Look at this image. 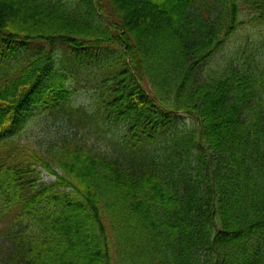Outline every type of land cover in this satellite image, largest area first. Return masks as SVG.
<instances>
[{
  "label": "trees",
  "instance_id": "obj_1",
  "mask_svg": "<svg viewBox=\"0 0 264 264\" xmlns=\"http://www.w3.org/2000/svg\"><path fill=\"white\" fill-rule=\"evenodd\" d=\"M131 2L0 0V264H264V0Z\"/></svg>",
  "mask_w": 264,
  "mask_h": 264
},
{
  "label": "rangeland",
  "instance_id": "obj_2",
  "mask_svg": "<svg viewBox=\"0 0 264 264\" xmlns=\"http://www.w3.org/2000/svg\"><path fill=\"white\" fill-rule=\"evenodd\" d=\"M132 2L133 1H135V0H131ZM131 2V3H132ZM102 3H103V7H104V9H107L106 11L107 12H109L110 14H113L112 12H111V9H110V5H109V3H108V0H102ZM141 9H142V7H141ZM146 8H144V10H139V16L137 17L138 19H141V20H143V23L145 24V22H146V20H148L147 19V15L148 14H146ZM115 14H113V16H114ZM136 18V19H137ZM42 42L41 41H38V42H33V44H35V45H39V44H41ZM117 46V45H116ZM18 47V46H17ZM103 47H107V48H111V47H108V46H103ZM1 48V47H0ZM114 48V47H113ZM22 50V49H21ZM63 50H67V49H65V48H63ZM60 51H62V50H60ZM0 60H2V57H1V53H0ZM222 60H223V57H222V55L221 54H219V55H216V56H214V58L212 59V60H210L209 61V64H220L221 62H222ZM204 67V65H202L199 69H198V76H202L203 74H202V72H201V70H202V68ZM89 68H91L93 71H95L96 70V72H95V74L100 70L99 69V67H97V65H90L89 66ZM72 78V77H71ZM67 81H70V78H68V80ZM85 81L83 82V80H81V82H79L78 84H77V90H74L73 91V101L75 102V103H84V104H87V105H90L91 104V102H92V100H93V90L91 89V88H87V86H85ZM187 118V120H189V117H186ZM28 123V122H27ZM51 179H53V177L52 176H50V175H46L45 176V180L46 181H48V180H51ZM73 228H75L74 226H73ZM84 252V250H82V252L81 253H83Z\"/></svg>",
  "mask_w": 264,
  "mask_h": 264
}]
</instances>
